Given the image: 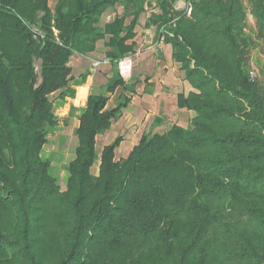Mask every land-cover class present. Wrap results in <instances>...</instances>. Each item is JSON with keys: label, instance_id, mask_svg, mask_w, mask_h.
Returning <instances> with one entry per match:
<instances>
[{"label": "trees", "instance_id": "1", "mask_svg": "<svg viewBox=\"0 0 264 264\" xmlns=\"http://www.w3.org/2000/svg\"><path fill=\"white\" fill-rule=\"evenodd\" d=\"M54 1L0 0V264H264V66L250 78L264 0H194L190 16L177 0ZM149 7L144 26L171 46L191 87L177 106L194 117L117 160L124 136L101 153L97 137L140 85L153 93L150 76L118 70ZM99 43L112 76L78 115L62 190L42 157L59 125L51 96L75 99L91 74L75 77L71 60Z\"/></svg>", "mask_w": 264, "mask_h": 264}, {"label": "rangeland", "instance_id": "2", "mask_svg": "<svg viewBox=\"0 0 264 264\" xmlns=\"http://www.w3.org/2000/svg\"><path fill=\"white\" fill-rule=\"evenodd\" d=\"M51 9H54L55 1L50 2ZM152 8L147 9V13L143 15L140 19L139 27L136 29L139 33V46L137 45L136 52L132 59V73L131 78L140 77L144 80L145 77H153L154 74H158L159 84L162 85L161 94L163 97V104L160 105L159 95L158 97H150L143 94L144 85H140L137 89V94L132 97V102L128 110H124L122 117L119 121L112 124L111 130L105 135H100L97 139L98 152L101 153L102 149L107 146L112 140H114L118 135L124 136V142L122 146L116 151V159L120 160L127 155L129 149L133 145H137V142L144 133L154 132H164L168 127L172 125H178L186 127L189 123L188 115H183L178 111L176 106V94L179 92L187 93L185 90L184 83V72L180 69L174 70L170 67V62L162 59V62L157 63L159 60L156 53H149L150 47H157L156 37V27L150 29V32L145 33L146 27L144 26L148 17L152 12ZM122 13V8L118 7V11ZM110 13H106L102 21L106 20V17ZM250 25H254L253 19L249 18ZM145 53L146 58H143L141 54ZM104 46L103 43L98 44L97 51L91 55L90 60L84 62V65L79 66V59L82 58L81 55L75 53L72 58L71 66L72 72L75 77L85 73L86 70H90L91 73H95L96 76L104 74L107 76L109 73L111 75V66L109 63L101 65L98 68H93L92 64L94 62H104L106 57L104 56ZM144 56V57H145ZM90 57V56H88ZM156 57V58H155ZM109 62V61H108ZM78 63V66L76 65ZM164 63V66L160 67L161 73L158 72L160 64ZM264 66L263 54L260 50H255L252 57L251 67L255 71V74H260L261 69ZM95 70V71H94ZM106 71V72H105ZM166 77L170 78L167 82ZM106 79V78H105ZM105 79H99L94 81V89L98 90L101 85L105 83ZM162 81L166 82V85L162 84ZM152 92H155L154 87L151 88ZM59 94H54L51 99L55 102V115L59 119V125L56 128H48V143L44 148L42 157L48 161H51L52 168L51 173L54 175L62 190H65L66 182L68 179L67 166L71 161H73L75 156V150L77 148L78 139L76 136V129L79 124L78 115L85 106H76L75 103L70 100L65 102H60L57 100ZM119 93L110 96V102L108 108H113L115 104V99L118 97ZM170 95V96H169ZM161 97V96H160ZM81 105V104H80ZM73 108L75 110H73ZM156 117L164 118L163 126L155 128L154 119ZM126 157V156H125ZM98 167L94 168V172L97 173Z\"/></svg>", "mask_w": 264, "mask_h": 264}, {"label": "crops", "instance_id": "3", "mask_svg": "<svg viewBox=\"0 0 264 264\" xmlns=\"http://www.w3.org/2000/svg\"><path fill=\"white\" fill-rule=\"evenodd\" d=\"M153 28V27H152ZM151 29V28H150ZM150 29H147L146 31H144L145 33H148V32H150ZM139 39V33H137V36H136V38H135V41H136V43H137V45L139 46V44H140V41L138 40ZM157 47H150L149 48V53L147 54V55H150L151 53H156V55H157V58L159 59L158 61H157V63H160V62H162V59H165V61H169L170 62V67L174 70V72L176 71V70H178L179 69V65H177L174 61H173V59H172V49H171V46L170 45H168V44H166L165 42H157ZM138 50V49H137ZM139 51V50H138ZM139 53L141 54V52L139 51ZM93 54V53H92ZM92 54H90V57H83L82 56V58L81 59H79V66H80V68H81V66L82 65H84V62L86 63L87 62V60H90V58H91V55ZM141 56H143V58H146V56H145V53H143V54H141ZM145 56V57H144ZM156 58V57H155ZM71 62H72V60H71ZM73 64V63H72ZM71 63H70V66L72 65ZM77 66H78V63L76 64ZM162 66H164V63H162V64H160V66H159V69H158V72L159 73H161L160 71H161V69H160V67H162ZM72 67V66H71ZM95 71V70H94ZM86 72H89L91 75L88 77V79H87V81L85 82V84H83V85H80V86H76V97H75V99H70V98H68V100H70V101H73L74 103H75V100L77 99V96H78V93H79V89L82 87V88H84V87H87L88 88V91H87V95H86V97H85V99L82 101V105H76V104H74V105H76V106H86V104H87V96H89L90 94H91V92H92V90L94 89V81H95V79L96 80H99V79H105V83L103 84V85H105L106 84V82H107V80L112 76V73H111V75L108 73L107 74V76H104V74H100L99 76H96L95 75V73H91V71L90 70H86L85 71V73ZM106 72V71H105ZM158 74H154L153 75V77H151V79H150V82L152 83V84H154V89H155V92L154 93H152V94H150L151 95V97H158V95H159V99H160V105H162L163 104V97H162V94H161V89H162V85H160L159 84V78H158V76H157ZM166 80H167V82L168 81H170V78L169 77H166L165 78ZM149 82V83H150ZM184 83H185V90L187 91V93L188 92H190L191 91V87H190V85H189V83H187V82H185L184 81ZM162 84L164 85H166V82L164 81H162ZM103 85H101V86H103ZM89 86V87H88ZM144 90V89H143ZM183 92V91H182ZM182 92H179V93H182ZM179 93H177L176 94V98H177V96L179 95ZM186 93V94H187ZM146 95V94H145ZM150 95H146V96H149L150 97ZM161 96V97H160ZM170 96V95H169ZM177 100H178V98H177ZM177 100H176V106H177ZM177 108H178V106H177ZM128 110V109H127ZM178 111L179 112H181L184 116L185 115H188V117H189V121L194 117V113L193 112H188V111H186L185 109H179L178 108ZM189 124V123H188ZM79 125V124H78ZM112 127V126H111ZM111 130V128L109 129V131ZM107 133H108V131H107ZM106 133V134H107ZM105 135V134H104ZM118 136H120V135H118ZM99 137V136H98ZM98 137H97V139H98ZM113 141V140H112ZM111 141V142H112ZM125 141V140H124ZM123 141V142H124ZM122 142V143H123ZM138 143V142H137ZM109 144V143H108ZM107 144V145H108ZM135 146H137V145H133V146H131L130 147V149H129V153L132 151V149L135 147ZM103 150V149H102ZM128 153V154H129ZM128 154L127 155H124V157L126 156H128Z\"/></svg>", "mask_w": 264, "mask_h": 264}, {"label": "built area", "instance_id": "4", "mask_svg": "<svg viewBox=\"0 0 264 264\" xmlns=\"http://www.w3.org/2000/svg\"><path fill=\"white\" fill-rule=\"evenodd\" d=\"M192 1L194 0H177L175 6H174V10L175 11H179V10H184L186 12V14L188 16H190L192 14ZM112 18V15H108L106 17V21H110ZM174 23V22H173ZM162 42H163V39H161ZM109 63L108 60H105L104 62H94L92 64L93 68H98L100 67L101 65H105ZM118 70L120 71L121 75L123 78L125 79H129L131 77V73H132V59L131 57H127L125 59H122L119 63V66H118ZM255 71L252 70L250 72V78L251 80H254L255 79Z\"/></svg>", "mask_w": 264, "mask_h": 264}, {"label": "bare ground", "instance_id": "5", "mask_svg": "<svg viewBox=\"0 0 264 264\" xmlns=\"http://www.w3.org/2000/svg\"><path fill=\"white\" fill-rule=\"evenodd\" d=\"M87 91H88L87 87H84V88L81 87L79 89V93H78L77 100H76V103H75L76 105H80V104L82 105V101L85 99V97L87 95Z\"/></svg>", "mask_w": 264, "mask_h": 264}]
</instances>
